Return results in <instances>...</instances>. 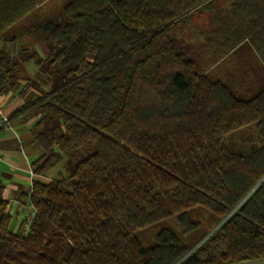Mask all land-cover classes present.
I'll return each instance as SVG.
<instances>
[{"label":"trees","instance_id":"obj_1","mask_svg":"<svg viewBox=\"0 0 264 264\" xmlns=\"http://www.w3.org/2000/svg\"><path fill=\"white\" fill-rule=\"evenodd\" d=\"M45 1L0 0V42L31 39L15 53L0 48V95L20 97L7 116L32 121L39 149L30 163L36 177L20 193L32 211L17 230L0 196V264L264 258V79L250 67L264 73V0H234L216 15V29L210 16L192 35L186 27L215 0H68L56 18L8 33ZM230 52L247 62L213 78L209 69ZM250 125L256 142L246 150L224 142ZM89 145L68 175L39 178ZM195 207L216 227L185 258L193 247L170 228L145 246L136 237L172 217L182 233L194 231Z\"/></svg>","mask_w":264,"mask_h":264},{"label":"rangeland","instance_id":"obj_2","mask_svg":"<svg viewBox=\"0 0 264 264\" xmlns=\"http://www.w3.org/2000/svg\"><path fill=\"white\" fill-rule=\"evenodd\" d=\"M67 1L68 0H46L43 4L38 6L32 14L26 16L20 22L15 24L9 30L8 33L16 32V31L20 32V30H23L24 28L32 27L36 25V23L38 22L39 19H41V17H44L46 15H49L50 17H55L59 15L58 13H60L61 8ZM30 44H31L30 37L27 34H24L13 45V47L12 45H9L7 43L0 42V48H3L8 53H15L18 51L19 48H21V46L23 45L29 46ZM33 44H35L36 49H38L40 52L46 49L43 43H37V44L33 43ZM250 67H252L253 72H255L260 76V79H264V73H262V70L259 66L250 65ZM33 69L34 68L32 67V65L29 64L25 70L20 72V79L22 80V78L26 77L28 74H32ZM56 81L57 80H55L54 82ZM224 82L228 86L231 85L229 81H224ZM49 86H50V81H48V83L45 84V88ZM12 127L14 130L13 124ZM224 142L227 143V145H229L230 148H235L243 151L246 150L250 144L256 142L253 125L242 128L241 130H238L234 133H230L224 138ZM93 150H94L93 145H89L87 147H83L76 151H73L70 154L64 155L63 160L57 166H55L51 171H49L45 177L46 179L44 178L43 180H51L68 175L71 172V170H73L75 163L87 157L89 154L93 152ZM26 151L30 155L29 159L31 160V158L33 157L32 154L34 152H38L39 149L36 147L33 151L29 149ZM3 172L0 173V178H2L4 183H6L7 179L9 178L5 177L4 174L6 173L9 174V171L3 169ZM23 174H25L26 177L30 176L28 172H23ZM20 184L22 185V187L20 188V192H26L30 186L28 179L26 180L24 179L23 181H20ZM31 211L32 209L29 206L27 198L22 197L20 194H18V197L16 199L10 198L9 208H8V212L11 215L10 228L12 230H17L18 226L22 223V221H24L28 213ZM188 213L193 220L199 223V227L188 234L182 233V230L176 221V217H172L169 219H165L161 222H158L148 228L137 231L136 237L143 246L152 244L154 242L156 233L161 228L167 227L170 228L177 235L181 245L187 247H193L190 250L192 251L216 227V223H215L216 218L210 212L203 210L199 207H195L189 210Z\"/></svg>","mask_w":264,"mask_h":264},{"label":"crops","instance_id":"obj_3","mask_svg":"<svg viewBox=\"0 0 264 264\" xmlns=\"http://www.w3.org/2000/svg\"><path fill=\"white\" fill-rule=\"evenodd\" d=\"M233 1L234 0H215L212 11L206 10L200 16L193 18L191 26L186 27L187 35L196 34L199 29L206 28L209 25L210 16H212L213 19L212 27L213 29H216V15L220 13L222 14L223 12L225 13L226 9L230 10V8H232ZM57 16L50 17L49 15H46L41 18H56ZM213 41L214 46H216V37ZM247 47L248 46L246 45L245 48ZM230 56L231 52L224 58V60L219 61L217 64L215 62L214 65L209 69V73H211L213 78L216 79V75H219L221 78H229L228 76L236 71L235 65L247 62L245 60L246 56L242 52H239V54L232 59H230ZM21 103L22 100L16 95H0V108H2L5 114H9ZM31 123V120L21 123L13 122V131L4 127L0 128V173L3 172V169L9 171V174H4L5 177L9 178L7 179L6 183H4L2 178H0V196L4 199H16L18 194L22 193L20 192V188L22 187L20 181L28 179L29 183H31V180L36 177L31 173L30 163L39 154V151L32 154L33 157L31 160L29 159L30 155L26 151L28 149L33 151L36 148L31 143V137L29 134V127ZM23 172H28L30 176L26 177ZM39 178L44 179V177ZM232 264H264V258Z\"/></svg>","mask_w":264,"mask_h":264},{"label":"built area","instance_id":"obj_4","mask_svg":"<svg viewBox=\"0 0 264 264\" xmlns=\"http://www.w3.org/2000/svg\"><path fill=\"white\" fill-rule=\"evenodd\" d=\"M8 128L9 130L13 131V127L12 124L10 123L9 117L7 116V114H5L2 110V108H0V128ZM0 159H1V153H0Z\"/></svg>","mask_w":264,"mask_h":264},{"label":"water","instance_id":"obj_5","mask_svg":"<svg viewBox=\"0 0 264 264\" xmlns=\"http://www.w3.org/2000/svg\"><path fill=\"white\" fill-rule=\"evenodd\" d=\"M201 242H202V241H201ZM190 252H191V251H189V252H188L183 258H185ZM183 258H182V259H183ZM182 259H181V260H182ZM181 260H180V261H181ZM180 261H179V262H180Z\"/></svg>","mask_w":264,"mask_h":264}]
</instances>
